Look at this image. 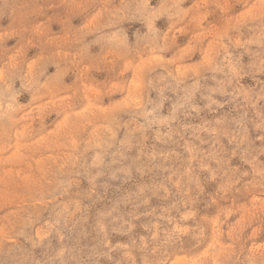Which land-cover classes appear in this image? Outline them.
Masks as SVG:
<instances>
[{
    "label": "rangeland",
    "instance_id": "obj_1",
    "mask_svg": "<svg viewBox=\"0 0 264 264\" xmlns=\"http://www.w3.org/2000/svg\"><path fill=\"white\" fill-rule=\"evenodd\" d=\"M0 264H264V0H0Z\"/></svg>",
    "mask_w": 264,
    "mask_h": 264
}]
</instances>
